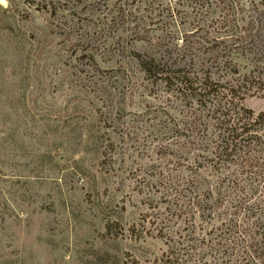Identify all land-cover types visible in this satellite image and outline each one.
<instances>
[{
  "label": "rangeland",
  "instance_id": "374dc122",
  "mask_svg": "<svg viewBox=\"0 0 264 264\" xmlns=\"http://www.w3.org/2000/svg\"><path fill=\"white\" fill-rule=\"evenodd\" d=\"M261 10L264 0H0V264H264L263 229L248 255L222 256L203 240L211 220L185 207L189 179L251 175L244 148L221 156L212 96L180 94L138 63L185 51L194 75L257 115L252 51L264 41L236 26Z\"/></svg>",
  "mask_w": 264,
  "mask_h": 264
},
{
  "label": "trees",
  "instance_id": "16d2710c",
  "mask_svg": "<svg viewBox=\"0 0 264 264\" xmlns=\"http://www.w3.org/2000/svg\"><path fill=\"white\" fill-rule=\"evenodd\" d=\"M236 27L248 31V35L254 37L251 42L255 38L258 39L257 43H260V39L264 41V10L256 12L249 25ZM246 37L240 35V39ZM252 53L257 68V80L264 84V42L254 47ZM138 56V63L146 74L159 78L166 84L176 85L180 94L192 97L198 95L200 99L212 96L209 97L212 107L208 109L207 116L223 132V139L217 145L223 154L221 156L240 155L239 149L244 148L243 156L247 160L244 167H248L251 175L246 176L247 178L226 176L213 182L208 179H189L186 181L185 190L190 194L186 195L188 198L185 207L188 208V213H198L211 220L208 228L210 233H205L207 237L203 239L208 242L209 252L222 256H230L234 251L248 255L254 228L263 229L260 236H264V133H253L258 130L254 127L255 124L264 121V111L257 115L252 110L248 111V115L237 111L231 89H227V92L219 91L218 87L213 88L214 82L210 75H194L189 69L191 64L187 61L185 51L179 52L173 48ZM252 145L262 148L258 157L263 159H256L254 155L248 156L247 149ZM228 243L231 244L230 252Z\"/></svg>",
  "mask_w": 264,
  "mask_h": 264
}]
</instances>
